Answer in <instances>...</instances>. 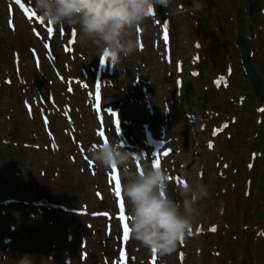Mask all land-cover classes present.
Wrapping results in <instances>:
<instances>
[{"label":"rangeland","instance_id":"1","mask_svg":"<svg viewBox=\"0 0 264 264\" xmlns=\"http://www.w3.org/2000/svg\"><path fill=\"white\" fill-rule=\"evenodd\" d=\"M252 1L247 46L264 79V0ZM162 8L166 19H145L135 33L139 50L114 66L78 43L76 28L45 22L34 0H0V264H17L24 253L34 264H152L131 231L123 245L112 170L89 154L117 138L153 164L149 129L170 150L157 158L169 175L167 195L179 199L184 182L209 191L191 231L155 264H264V104L258 114L234 44L247 33V0H172ZM165 22L171 46L162 43ZM201 29L214 30L218 44ZM34 76H42L40 92Z\"/></svg>","mask_w":264,"mask_h":264},{"label":"clouds","instance_id":"2","mask_svg":"<svg viewBox=\"0 0 264 264\" xmlns=\"http://www.w3.org/2000/svg\"><path fill=\"white\" fill-rule=\"evenodd\" d=\"M171 5L172 0H34L45 22L76 28L78 43L94 47L96 56H104L114 66L139 50L135 33L144 20L158 6ZM201 9L202 5L195 3L192 10ZM89 154L105 170L120 169L134 239L150 253H173L193 226L198 202L209 196L207 186L184 182L178 187L179 199L169 197L167 171L148 163L143 153L127 150L117 138L92 146ZM138 159L142 168L136 167ZM17 264H34L32 254L20 255Z\"/></svg>","mask_w":264,"mask_h":264},{"label":"water","instance_id":"3","mask_svg":"<svg viewBox=\"0 0 264 264\" xmlns=\"http://www.w3.org/2000/svg\"><path fill=\"white\" fill-rule=\"evenodd\" d=\"M247 3H248V16H250L251 11L253 10V7H254V2H252L251 0H247ZM158 10H159V6H158ZM248 32H249V36L251 37L252 31H251L250 24H248ZM207 35L210 36L211 33L207 32ZM221 39L224 40L223 37H221ZM246 39H247V36H239L236 39V46L238 47V50H239L240 61H241L242 67L244 68L247 74V77L249 79L253 92L255 93L256 96L260 98V100L264 101L263 82L261 80V77L256 73L251 63L249 62V59H248L249 53H248V48L246 46ZM39 85H40L39 81L37 79H34V86L38 89ZM182 135L184 138L182 144L185 147V143H186L185 132H183Z\"/></svg>","mask_w":264,"mask_h":264},{"label":"snow or ice","instance_id":"4","mask_svg":"<svg viewBox=\"0 0 264 264\" xmlns=\"http://www.w3.org/2000/svg\"><path fill=\"white\" fill-rule=\"evenodd\" d=\"M17 2H19V0H17ZM48 31H49V33H51L52 29L49 27ZM163 34H164V40H165V42H167V40H168V30H167V23L166 22L163 25ZM73 35H74V33H73ZM141 47H142V45H141ZM105 60H106V58L104 56H102L101 57V62L102 63H105ZM97 99H99L98 93H97ZM112 115L115 116V113H112ZM116 123L117 124L120 123V121L118 120V118H117ZM100 135L103 136V133H100ZM167 154H168L167 152H164L163 153L164 156H167ZM153 166L160 167V161H159V159H157V160H155L153 162ZM112 179L115 181L114 191H115V194H116V196L118 198L119 211H120V217L119 218H120V221L123 224L124 240L126 241L128 239V235H129L130 229L127 226L126 217L124 215V202L121 199L120 180H119V178H118V176L116 174V167L115 166H113V168H112ZM212 230L214 231L215 229L213 228ZM152 254H153V262H152V264H155V255H156L155 250H153ZM120 255H121V260H123L124 257H125L124 252L121 251Z\"/></svg>","mask_w":264,"mask_h":264},{"label":"bare ground","instance_id":"5","mask_svg":"<svg viewBox=\"0 0 264 264\" xmlns=\"http://www.w3.org/2000/svg\"><path fill=\"white\" fill-rule=\"evenodd\" d=\"M154 142H155V140H154ZM157 143H158V142H157ZM157 143H156V148H157V149L155 150V152H158V150H159V149H158V148H159V145H158ZM154 156H155V158H156V157L158 156V154H155Z\"/></svg>","mask_w":264,"mask_h":264},{"label":"trees","instance_id":"6","mask_svg":"<svg viewBox=\"0 0 264 264\" xmlns=\"http://www.w3.org/2000/svg\"><path fill=\"white\" fill-rule=\"evenodd\" d=\"M256 143H257V142H255V144H256ZM257 215L260 217V216L262 215V213L259 212V211H257ZM245 258L248 259V255H245Z\"/></svg>","mask_w":264,"mask_h":264}]
</instances>
